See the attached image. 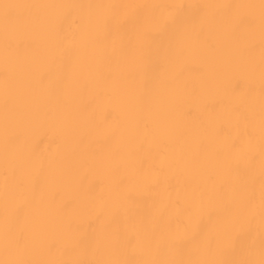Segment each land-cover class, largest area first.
I'll return each instance as SVG.
<instances>
[{"label": "bare ground", "instance_id": "obj_1", "mask_svg": "<svg viewBox=\"0 0 264 264\" xmlns=\"http://www.w3.org/2000/svg\"><path fill=\"white\" fill-rule=\"evenodd\" d=\"M0 264H264V0H0Z\"/></svg>", "mask_w": 264, "mask_h": 264}]
</instances>
